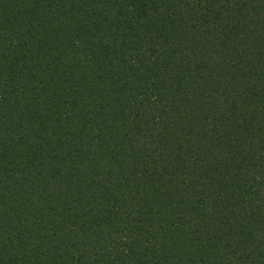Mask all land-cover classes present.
I'll return each instance as SVG.
<instances>
[{
    "label": "trees",
    "instance_id": "16d2710c",
    "mask_svg": "<svg viewBox=\"0 0 264 264\" xmlns=\"http://www.w3.org/2000/svg\"><path fill=\"white\" fill-rule=\"evenodd\" d=\"M0 264H264V0H0Z\"/></svg>",
    "mask_w": 264,
    "mask_h": 264
}]
</instances>
